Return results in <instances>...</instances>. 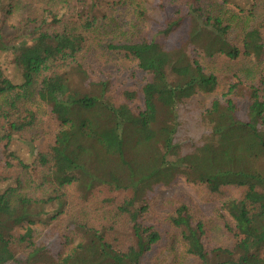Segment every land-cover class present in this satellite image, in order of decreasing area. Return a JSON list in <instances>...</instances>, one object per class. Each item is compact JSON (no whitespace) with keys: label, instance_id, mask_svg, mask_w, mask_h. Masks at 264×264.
<instances>
[{"label":"trees","instance_id":"obj_1","mask_svg":"<svg viewBox=\"0 0 264 264\" xmlns=\"http://www.w3.org/2000/svg\"><path fill=\"white\" fill-rule=\"evenodd\" d=\"M149 1L0 0V264L16 260L18 244L24 264H159L149 254L165 224L196 264H264V171L241 165L264 157V0H184L169 20L175 27L188 17L189 35L174 47L140 25ZM100 2L130 12L97 16ZM156 3L166 10L165 0ZM13 13L18 25L8 32L3 17ZM118 56L150 76L140 111L114 101L109 81L98 78L101 62L110 66ZM223 80L203 114L208 134L182 154L174 140L178 105L217 91ZM243 99L246 120L237 113ZM49 119L53 143L33 146L31 162L9 149L16 134L33 143ZM178 177L210 193L241 190L218 211L232 246L215 243V220L189 203L163 211L146 199L154 185ZM107 192L126 194L117 200ZM65 220L75 236L56 258L34 241L33 226ZM19 224L25 230L16 236Z\"/></svg>","mask_w":264,"mask_h":264},{"label":"rangeland","instance_id":"obj_2","mask_svg":"<svg viewBox=\"0 0 264 264\" xmlns=\"http://www.w3.org/2000/svg\"><path fill=\"white\" fill-rule=\"evenodd\" d=\"M157 0H150L146 4L147 10L144 16L145 20L140 25L144 28L145 32H148V37L154 38L155 41L165 42L166 46L174 47L180 45L183 41L187 40L189 35L190 21L188 17L180 18L178 24L172 25L169 18L172 17L173 12L182 6L184 0H165L166 10H160ZM97 16H102L109 11L110 14L114 13L121 15L129 13L127 7L123 9L113 8L110 6H104L103 2H100L96 6ZM185 9V7H184ZM186 10V9H185ZM18 14H9L7 17H3V24H5L6 31L11 32L15 26L18 25ZM148 30V31H147ZM160 30V33L158 32ZM120 58L122 59L120 63ZM111 59H113L111 57ZM119 62H114L110 66H106L103 62L99 71H97L98 78L102 77L109 81L110 89L109 94L116 102H125L129 104L135 111H140L144 108V101L142 96V84L149 79L150 76L139 69L132 59H127L125 56H118ZM218 67L222 65V61L218 62ZM8 73L12 77H16L17 74L13 68H8ZM228 77L226 80L228 81ZM18 81V77L15 78ZM225 80V79H224ZM221 81V87L211 93L197 92L190 98L184 100L178 105L179 126L174 136L175 142L178 143L180 152L187 154L194 151L199 147L204 137L208 134L209 129L203 121V114L210 107L212 101L221 95L222 87L227 86L225 81ZM125 91H135L136 97L134 99H128L124 96ZM238 117L242 120L247 119L246 114V101L240 100L237 110ZM56 129V123L54 120H46L45 124L40 126L34 133L37 138L32 142H25L19 138L18 134L15 135L11 141L9 149L15 150L23 156V158L31 162L33 154L31 148L33 146L37 148H47L53 143L54 131ZM4 143H0V175L4 172L5 157L3 153ZM245 167L256 168L260 171H264V157L251 158L243 160L242 164ZM2 186V185H0ZM126 193H111L107 192L106 195L111 196L117 200H121ZM241 190L233 187L223 188V192L210 193L203 186L195 185L187 182L184 178L178 177L170 184H156L151 190L146 193V199L152 203H155L156 207L163 211H168L173 205L182 201L189 203L198 215L208 221L215 220L212 227L213 241L222 246H232L235 242V238L225 231L223 224L218 217V211L221 207L222 200L227 197L239 196ZM160 210L158 215L162 216L164 213ZM34 241L37 244L43 245L47 248L50 254L54 257H59L68 247L70 237L73 231V223L69 220L62 221L58 226H44L42 224H35L34 226ZM163 230L164 237L160 244L156 247V250L149 254L152 259H157L159 264H196L194 259L185 252L184 243L180 236L173 234L174 229H171L166 224L161 228ZM169 229V234L166 230ZM25 226L19 224L15 225L13 233L16 236H20L24 233ZM71 241V240H70ZM17 255L16 260L9 261L7 264H24L26 253L23 244H18L15 248Z\"/></svg>","mask_w":264,"mask_h":264}]
</instances>
